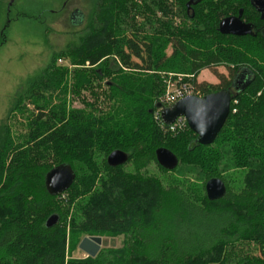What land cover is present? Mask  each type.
Listing matches in <instances>:
<instances>
[{"label": "trees", "instance_id": "trees-1", "mask_svg": "<svg viewBox=\"0 0 264 264\" xmlns=\"http://www.w3.org/2000/svg\"><path fill=\"white\" fill-rule=\"evenodd\" d=\"M189 1L177 0L175 25L162 0H93L78 44L54 55L16 98L11 111L25 116L26 130L0 131V264H264V39L217 30L239 10L256 26L259 14L250 0H193L188 7ZM62 55L72 71L56 66ZM220 65L228 74L215 71L218 82L196 79ZM242 70L250 77L237 91L231 85ZM167 72L193 75L187 82L197 96L232 89L229 114L211 144H199L187 126L161 128L157 104ZM74 100L81 107L71 106ZM158 147L176 155V168L158 165ZM117 149L128 160L111 167L106 156ZM61 163L70 164L75 179L53 196L44 175ZM150 163L171 174L169 184L148 174ZM188 164L198 184L180 177ZM231 169L243 171L237 186L228 182ZM212 177L226 192L209 201L204 184ZM51 214L58 221L46 227ZM66 223L71 240L81 232L118 234L122 246L67 259Z\"/></svg>", "mask_w": 264, "mask_h": 264}, {"label": "rangeland", "instance_id": "rangeland-1", "mask_svg": "<svg viewBox=\"0 0 264 264\" xmlns=\"http://www.w3.org/2000/svg\"><path fill=\"white\" fill-rule=\"evenodd\" d=\"M170 9V14L175 25L181 24V18L176 15L177 0H162ZM0 0V131L8 129L11 134L24 133L26 122L23 114L11 111L16 98L28 89V85L53 61L57 55L72 45L78 44L80 36L86 28L91 14L93 0ZM140 2V1H139ZM78 10L83 21L71 24L70 14ZM161 16V12H157ZM171 53V47L165 50ZM58 59H61L59 62ZM56 66L67 68V72L75 67L65 57L57 56ZM84 67H89L86 62ZM223 73L227 76V69L223 66L202 69L196 76L197 80L218 82L213 73ZM164 88L167 82L171 84L184 83L193 78L191 74L167 72L161 73ZM181 80V81H180ZM165 91V90H164ZM164 94V93H163ZM162 94V96H163ZM160 97V99L162 98ZM73 107H81V103L74 100ZM25 108L31 114H37L34 106L25 102ZM126 169L130 164L125 165ZM180 177L191 184H198L196 170L192 165H183ZM148 174L160 178L165 185L169 184L171 174L160 171L157 166L150 163L147 166ZM174 176H179L173 173ZM227 178L230 186H237L241 181L243 171L229 170ZM62 197H64L62 195ZM69 218H67L68 220ZM210 229V224L207 226ZM85 236H100V249H117L122 246L124 237L118 234L86 235L81 232L71 240L69 223L65 226L64 251L67 259H85L88 256L78 249V244ZM255 254H260L255 252Z\"/></svg>", "mask_w": 264, "mask_h": 264}, {"label": "water", "instance_id": "water-1", "mask_svg": "<svg viewBox=\"0 0 264 264\" xmlns=\"http://www.w3.org/2000/svg\"><path fill=\"white\" fill-rule=\"evenodd\" d=\"M13 0H10L9 4ZM195 3L190 0L187 4ZM252 7L258 12L264 10V0H250ZM241 10L237 15L227 16L218 23L217 30L224 35L246 36L256 35L253 25L241 20ZM83 17L78 10L70 14L71 24H79ZM250 72L242 70L237 74L232 82L231 88L235 90L243 89L249 81ZM221 89L204 96H186L179 99L170 106L163 107L161 103L157 104L160 108V116L163 122L171 124L177 117H184L187 127L197 136V142L201 145L211 144L222 128L230 111V102L233 98L232 89ZM155 159L159 166L166 170H173L178 165L176 155L165 147H158L155 150ZM128 160V154L122 150H113L106 156V163L111 166H119ZM75 173L68 163H61L44 175V186L48 194L58 195L66 191L74 182ZM206 198L209 201L221 199L226 192L224 182L217 177L208 179L204 184ZM58 221L56 214H51L45 222L46 227H51ZM100 236H85L78 244V249L89 257H95L100 250Z\"/></svg>", "mask_w": 264, "mask_h": 264}, {"label": "built area", "instance_id": "built-area-1", "mask_svg": "<svg viewBox=\"0 0 264 264\" xmlns=\"http://www.w3.org/2000/svg\"><path fill=\"white\" fill-rule=\"evenodd\" d=\"M58 61L60 62L61 59H58ZM190 95L197 96L195 95L193 87L189 82L186 81L184 83L179 82L178 84H171L169 81L166 84V88L162 98L160 99V102L166 106H170L173 103L177 102L179 99ZM160 110L161 109L159 108V110L157 111V115H159L160 117L161 128L163 130L175 132L176 130L182 129L184 126H187L186 120L182 116L177 117L171 124H166L161 119Z\"/></svg>", "mask_w": 264, "mask_h": 264}, {"label": "flooded vegetation", "instance_id": "flooded-vegetation-1", "mask_svg": "<svg viewBox=\"0 0 264 264\" xmlns=\"http://www.w3.org/2000/svg\"><path fill=\"white\" fill-rule=\"evenodd\" d=\"M253 8L255 9V7H253ZM255 10L257 11V9H255ZM258 14H259L261 24L258 26L252 24L254 26L253 30H254V32L256 31L257 34H260L262 39H264V10L261 12H258Z\"/></svg>", "mask_w": 264, "mask_h": 264}, {"label": "crops", "instance_id": "crops-1", "mask_svg": "<svg viewBox=\"0 0 264 264\" xmlns=\"http://www.w3.org/2000/svg\"><path fill=\"white\" fill-rule=\"evenodd\" d=\"M199 81H202V80H199Z\"/></svg>", "mask_w": 264, "mask_h": 264}]
</instances>
